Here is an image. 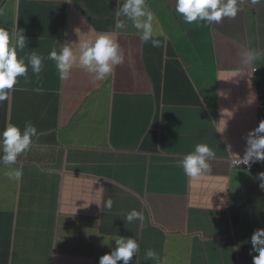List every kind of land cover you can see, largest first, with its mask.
I'll return each instance as SVG.
<instances>
[{"label": "crops", "instance_id": "0c3cea01", "mask_svg": "<svg viewBox=\"0 0 264 264\" xmlns=\"http://www.w3.org/2000/svg\"><path fill=\"white\" fill-rule=\"evenodd\" d=\"M122 2L6 0L0 12V25L25 34L26 57L33 51L45 57L39 76L29 69L27 78H18L9 98L0 102V132L9 123L23 129L31 122L39 133L33 151L22 154L15 165L23 171L20 181L9 180L0 165V224L9 232L6 253H16L17 244H30L35 257V248L42 251L53 234L54 204L74 200L90 214L89 225L104 250L141 222L124 220L136 209L142 221L165 228L158 237L169 248L180 250L178 258L163 253L164 264H214L213 258L220 264H250L255 255L249 254L250 239L264 228V211L253 216L248 205L221 196L212 179L205 180L222 170L220 160L230 151L244 152L247 133L258 121L256 96L264 90V59L245 67L239 53L247 47L264 50V6L249 5L242 17L190 27L186 40L172 44L175 2L147 0L162 32L156 37L160 46L153 47L130 26L115 28L117 20L125 19L116 15ZM104 32L114 33L125 61L94 82L79 66V43ZM64 43L73 48L77 63L71 77L61 81L55 62L46 57ZM73 115L89 119L92 147H99L95 158L86 157L92 148L78 141L75 131L65 149L61 145L66 141L64 120ZM107 141L115 150L106 149ZM199 143L209 144L216 157L209 161L208 173L190 178L179 162ZM79 159H88L90 167ZM110 194L121 200L126 213L114 204L110 212L104 208ZM255 194L264 198L261 190ZM24 206L31 219H21ZM132 230L142 235L140 229ZM105 238L111 246L103 244Z\"/></svg>", "mask_w": 264, "mask_h": 264}, {"label": "clouds", "instance_id": "9594fccd", "mask_svg": "<svg viewBox=\"0 0 264 264\" xmlns=\"http://www.w3.org/2000/svg\"><path fill=\"white\" fill-rule=\"evenodd\" d=\"M171 1L175 2L176 11V18L173 20L176 32L169 39L172 44L179 40H186L185 33L190 34V27L219 24L225 18L242 17L251 9V6H254L253 8L264 6V0ZM5 2L6 0H2L0 12ZM116 15L125 18L117 20L116 29L126 30L130 26L136 30L144 43H151L153 47L160 46L161 41L156 37L162 35V32L157 27L158 21L147 0H123L119 4ZM125 20L129 21L130 25L126 24ZM27 41L24 33H10L0 25V102L9 98V91L17 85L18 78H27L29 69L37 77L44 69L45 57L35 51L27 57H18V52L25 49ZM79 48V66L92 74L94 82L104 80L116 66L122 65L125 61L123 50L113 32L101 33L94 41L80 42ZM163 54H159V58H162ZM239 56L241 64L248 67L264 59V50L247 47L245 51L239 53ZM46 58L55 62L61 81L71 77L73 66L77 63V56L69 44L64 43L59 50L53 47ZM254 71L257 74L259 69L255 68ZM256 100L259 105L258 121L253 130L247 133L244 152L230 151L220 160L224 161L222 170L219 173L214 171L205 180L212 179L211 185L216 186L215 191L221 196L235 202L241 201V205L244 203L248 205L249 212L253 216H256L261 210L264 211V198L255 194V190H261L264 193V90L258 91ZM38 135V129L31 122H27L23 129L9 123L0 132V165L6 169L4 175L9 180H21L23 171L15 165L22 154L27 157L33 151L36 146V143L33 144V140ZM106 149L115 150L111 148L108 141ZM94 150L99 151V147H95ZM215 157L216 152L209 144L199 143L195 145L194 151L184 156L179 165L186 176L199 178L209 172V161ZM125 194L138 195L132 191H126ZM110 196L111 198L105 201L104 208L110 212L114 204L115 208L125 212L121 200L116 195L110 194ZM150 196L152 195L148 192L146 204L148 203L149 206ZM53 210L55 214L53 234L47 236L48 242L43 245L42 251H37L35 248L36 261L42 260L38 264L70 262L79 264L78 261L83 264H142V260L130 262L134 256L140 253V242L133 237L135 234L132 228L140 229V234L143 236L148 226L156 227L154 222L142 221L143 214L133 209L124 218L126 224H132L137 220H141V222L137 225H130L129 234L114 238L115 242L112 246L105 238L103 244L111 247L104 250L100 236L89 225L91 216L83 206L74 200H62L54 204ZM150 215L151 211L148 216ZM8 235L9 232L0 224V264L8 263L7 258L3 256L9 246V242L6 241ZM250 243L252 248L249 254L255 253L250 264H264V228H257L254 231ZM69 244L92 249L88 251L89 253L71 254L70 257L74 260H66L64 255L58 254V250ZM144 260L145 264H164L153 249L146 250Z\"/></svg>", "mask_w": 264, "mask_h": 264}, {"label": "rangeland", "instance_id": "374dc122", "mask_svg": "<svg viewBox=\"0 0 264 264\" xmlns=\"http://www.w3.org/2000/svg\"><path fill=\"white\" fill-rule=\"evenodd\" d=\"M19 56L26 57V55L24 54V51L18 52V57ZM76 116L77 115H73L71 118L64 120L65 128H63L61 130V132L63 133L64 141H65V139H66V141H65V144H61V145H63V147H64L66 145V142H69L70 139L72 138L73 131H75L77 136H78V141L82 142L83 145L85 143H87L88 146H90L92 148V150L87 152L86 157L87 158H95V155H97V153L94 151L92 144H91L92 129L88 125L89 119L84 120V119H81V118L76 117ZM107 125L109 126L108 120H107ZM64 149H65V147H64ZM87 160L88 159H79L77 162L78 163L81 162V163H83V165L90 167ZM27 206H29V205L27 204ZM25 210H26V206H24L22 209L23 213L20 216L21 219H25L27 217H29V219H31L32 213L25 212ZM37 229L39 231H41L42 233H49V230H43L40 228H37ZM164 232H165V228H163V227L158 228L156 226L152 230H146L143 236H141V235L140 236H133L140 242V253H138L136 256H134L132 261H130V262H134L136 260L137 261L142 260V264H145L146 261L144 260V256H145V252L147 249L155 250V252L158 254L159 259H161L163 256H169L170 258H178L179 254H180V250L174 249L171 246L169 248L167 242L165 243L164 239H161L160 237H158L159 234L164 233ZM90 249H92V248L81 247V246H78L77 244H69V245L62 246L58 250V254L60 253V254L64 255L66 260H70V259H72L70 257L71 254L89 253L88 251ZM15 252L16 253H12V254L4 252L6 254V257L3 255L5 258L8 257V258L12 259V261L8 262V264H38L35 257L33 256L30 244H27L26 246H21V245L17 244L15 246ZM105 252H107V251H105ZM107 253H110V252H107ZM163 253H165V254L162 256ZM72 260H74V259H72ZM213 260H214V264H220L217 262V260L215 258H213ZM78 263L83 264V262H81V261H78ZM62 264H74V263L70 262V263H62ZM230 264H233V261Z\"/></svg>", "mask_w": 264, "mask_h": 264}, {"label": "trees", "instance_id": "16d2710c", "mask_svg": "<svg viewBox=\"0 0 264 264\" xmlns=\"http://www.w3.org/2000/svg\"><path fill=\"white\" fill-rule=\"evenodd\" d=\"M159 59L161 60L162 58H159ZM147 60H148V56H147ZM187 89H188V91H190V85L187 87ZM38 262H39V263H41V262H42V260H41V259H39V260H38Z\"/></svg>", "mask_w": 264, "mask_h": 264}]
</instances>
